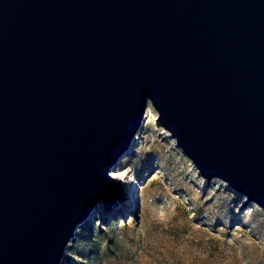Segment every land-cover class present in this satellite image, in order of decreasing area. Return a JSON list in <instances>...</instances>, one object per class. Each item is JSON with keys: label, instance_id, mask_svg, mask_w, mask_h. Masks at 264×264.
<instances>
[{"label": "water", "instance_id": "water-1", "mask_svg": "<svg viewBox=\"0 0 264 264\" xmlns=\"http://www.w3.org/2000/svg\"><path fill=\"white\" fill-rule=\"evenodd\" d=\"M208 182L264 209V0H0V264H61L136 193L148 102Z\"/></svg>", "mask_w": 264, "mask_h": 264}, {"label": "rangeland", "instance_id": "rangeland-1", "mask_svg": "<svg viewBox=\"0 0 264 264\" xmlns=\"http://www.w3.org/2000/svg\"><path fill=\"white\" fill-rule=\"evenodd\" d=\"M157 115L149 101L111 170L136 206L97 207L61 264H264V209L219 179L207 183Z\"/></svg>", "mask_w": 264, "mask_h": 264}, {"label": "bare ground", "instance_id": "bare-ground-1", "mask_svg": "<svg viewBox=\"0 0 264 264\" xmlns=\"http://www.w3.org/2000/svg\"><path fill=\"white\" fill-rule=\"evenodd\" d=\"M133 144H134V142H133ZM124 154H122V156H123ZM121 156V157H122ZM121 157H119V159L121 158ZM111 176L112 177H114L116 180H118L120 183H122L124 186H126V188H130L129 187V184H128V181H126V178H125V176H123V175H121V176H119V175H117V174H115L114 173V171H113V173L111 172ZM121 177H123V179H121ZM143 191V190H142ZM141 191V192H142ZM143 193V192H142ZM130 206V205H129ZM128 205L126 206V210H129L130 209V207H129ZM99 207H102V205L101 206H99Z\"/></svg>", "mask_w": 264, "mask_h": 264}, {"label": "clouds", "instance_id": "clouds-1", "mask_svg": "<svg viewBox=\"0 0 264 264\" xmlns=\"http://www.w3.org/2000/svg\"><path fill=\"white\" fill-rule=\"evenodd\" d=\"M121 179H123V177H121Z\"/></svg>", "mask_w": 264, "mask_h": 264}]
</instances>
